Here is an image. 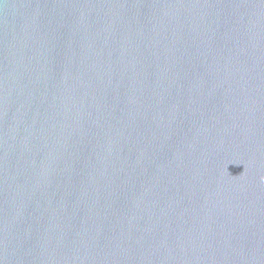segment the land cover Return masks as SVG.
I'll list each match as a JSON object with an SVG mask.
<instances>
[{"label":"water","instance_id":"1","mask_svg":"<svg viewBox=\"0 0 264 264\" xmlns=\"http://www.w3.org/2000/svg\"><path fill=\"white\" fill-rule=\"evenodd\" d=\"M0 264H264V0H0Z\"/></svg>","mask_w":264,"mask_h":264}]
</instances>
